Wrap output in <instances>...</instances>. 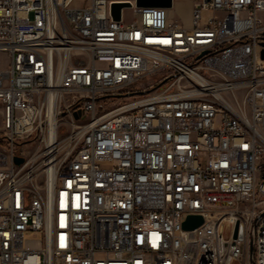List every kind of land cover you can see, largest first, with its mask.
Here are the masks:
<instances>
[{
  "label": "built area",
  "instance_id": "2783aa9c",
  "mask_svg": "<svg viewBox=\"0 0 264 264\" xmlns=\"http://www.w3.org/2000/svg\"><path fill=\"white\" fill-rule=\"evenodd\" d=\"M112 1L0 0V264H264V0Z\"/></svg>",
  "mask_w": 264,
  "mask_h": 264
},
{
  "label": "water",
  "instance_id": "95a60500",
  "mask_svg": "<svg viewBox=\"0 0 264 264\" xmlns=\"http://www.w3.org/2000/svg\"><path fill=\"white\" fill-rule=\"evenodd\" d=\"M132 2L129 0H113L111 2V14L113 19L120 21L123 16V10L125 8L132 7ZM136 5L139 7H165L172 8L174 5V0H136ZM262 56L264 57V50L262 51ZM15 161L21 163L23 157L16 156ZM204 221L201 215H189L183 223L184 228L193 229Z\"/></svg>",
  "mask_w": 264,
  "mask_h": 264
},
{
  "label": "rangeland",
  "instance_id": "374dc122",
  "mask_svg": "<svg viewBox=\"0 0 264 264\" xmlns=\"http://www.w3.org/2000/svg\"><path fill=\"white\" fill-rule=\"evenodd\" d=\"M129 10L125 11V18H129ZM171 14H174V18H178L183 22H188L190 18V2L189 0H176L173 8L171 9ZM8 64L7 53L0 50V69H4ZM262 179H264L262 177Z\"/></svg>",
  "mask_w": 264,
  "mask_h": 264
},
{
  "label": "crops",
  "instance_id": "0c3cea01",
  "mask_svg": "<svg viewBox=\"0 0 264 264\" xmlns=\"http://www.w3.org/2000/svg\"><path fill=\"white\" fill-rule=\"evenodd\" d=\"M190 2V1H189ZM174 14H172V16H173ZM190 15H191V2H190ZM174 17V16H173Z\"/></svg>",
  "mask_w": 264,
  "mask_h": 264
}]
</instances>
